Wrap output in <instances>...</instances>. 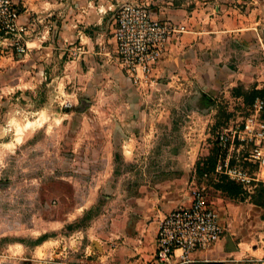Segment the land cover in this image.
<instances>
[{"label": "rangeland", "instance_id": "rangeland-1", "mask_svg": "<svg viewBox=\"0 0 264 264\" xmlns=\"http://www.w3.org/2000/svg\"><path fill=\"white\" fill-rule=\"evenodd\" d=\"M130 1L145 2L157 13L182 8L190 16L182 21L187 31L200 19L205 29L200 60L216 54L222 83L168 74L136 84L109 49L113 32L104 34L100 51L73 53V41L54 52L53 62L40 66L28 56L0 67V264H37L23 256H31L38 239L56 233L50 226L65 235L81 234L82 240L80 230L94 221L101 230L128 219L147 222L148 192L154 190L178 192L177 204L188 203L195 187L204 186L209 199L217 193L210 176L198 174L196 161L216 148L219 126L240 121L258 93L252 67L246 80L225 81L242 52L231 50L235 46L224 35L222 48L209 46L215 31L211 37L206 30L208 16L218 7L264 18V0ZM259 53L264 69V52ZM191 58L198 59L194 52ZM261 187L262 180L252 194ZM257 227L251 222L244 241L235 238L232 263L256 264L251 258L264 249ZM106 235L111 243L112 233Z\"/></svg>", "mask_w": 264, "mask_h": 264}, {"label": "crops", "instance_id": "crops-1", "mask_svg": "<svg viewBox=\"0 0 264 264\" xmlns=\"http://www.w3.org/2000/svg\"><path fill=\"white\" fill-rule=\"evenodd\" d=\"M16 1L20 7L19 22L27 27L28 51L19 54L11 51L8 47L6 48L9 50H5V47L0 44L3 47L0 51L9 54L6 55L7 57L0 55V67L18 64L28 56H33V63L37 64L38 62L40 66L44 62H53L54 52L66 50L73 41L81 42L84 50L100 51L104 48V34L114 30L116 7L125 2L122 0ZM151 11L156 17H170L169 19L178 22L190 17L182 8L165 7L160 9L159 13L152 9ZM198 16L202 17L201 14ZM191 18L196 19L195 13ZM208 19L210 29L206 30L211 33V37L215 31L214 39L210 38L212 43L209 44L214 48V51L222 48L223 40L221 38L224 35L227 40H230V44L235 46L231 50L242 52L239 63H237L239 69L230 68L232 67L230 64H224L232 72L230 78L225 81L246 80L245 77L250 74L249 68L252 67L253 74L256 76L255 87H261L264 84V69H262V56L259 52H264V18L250 16L246 12L220 10L217 7L214 12L209 14ZM193 25L189 31L181 33L177 39L168 44L165 54L153 70V78L162 76V80L163 75L165 77L169 74L183 79L193 77L192 82L200 81L201 77H205L208 83L213 86L222 83L223 70L220 69L219 58L216 54L204 63L200 60L199 52L203 47L202 33L205 29L200 23V19ZM113 36L108 37V41L112 43L109 49L116 51V42ZM226 47L229 49L227 45H225ZM191 52H194L198 59L193 61ZM233 53L235 56V52ZM225 73L227 74V72ZM259 178V181H264V168L260 172ZM215 190L217 193L213 199H209V197L208 199L216 210L219 220L229 232L225 231V234H222L210 249L197 250L191 255L196 260L195 264H236L232 263L235 258L230 257L231 254L236 255L235 238L239 237L240 242L244 241L242 235L246 232L249 223L255 222V225L258 226L256 228L258 234L264 239V206L252 200L251 196L255 188L251 193H245L243 198L229 197L219 189ZM180 201H182V197L178 192H168L165 189L148 192L147 222H144L143 219H128L115 227L116 229L101 230L96 228L97 221H94V224L80 230L83 233L84 241L81 240V234L77 235L74 232L65 235L60 232L59 226H50L49 229H53L56 233L35 242L31 256H23V258L31 259L37 264H47L43 262V258L46 257H53L55 261H86L90 264H161L157 263L154 257L158 218ZM106 233H112L114 240L111 243H108L109 236ZM255 250L260 251L259 248ZM262 253H264V249Z\"/></svg>", "mask_w": 264, "mask_h": 264}, {"label": "built area", "instance_id": "built-area-1", "mask_svg": "<svg viewBox=\"0 0 264 264\" xmlns=\"http://www.w3.org/2000/svg\"><path fill=\"white\" fill-rule=\"evenodd\" d=\"M19 16L16 0H0V44L24 54L28 51L27 27L19 22ZM186 31L183 22L154 16L145 2L118 4L113 34L120 66L132 82L152 83L153 70L168 44ZM72 49L77 54L84 51L81 42ZM215 139L217 151L212 175H225L240 184L245 193H251L264 168V98L256 95L247 114L240 121L219 126ZM207 174L204 172V176ZM224 229L204 186L195 187L188 203L177 204L159 216L155 260L161 264H195L191 254L210 249ZM251 259L264 264V253ZM43 262L90 264L55 261L53 257L43 258Z\"/></svg>", "mask_w": 264, "mask_h": 264}, {"label": "trees", "instance_id": "trees-1", "mask_svg": "<svg viewBox=\"0 0 264 264\" xmlns=\"http://www.w3.org/2000/svg\"><path fill=\"white\" fill-rule=\"evenodd\" d=\"M255 92L258 94H255L251 97V100L256 95H259L264 98V87L262 88H256ZM216 151L217 149L215 148L212 152H210L208 155H206L202 160H197L196 161V170L200 176H204V172H207V176H210V181L212 186L215 189H219L221 192L226 194L229 197H244V190L241 187L240 184L237 182L227 178L225 175H218L215 176L217 179H214V176L211 177L212 173L211 171L213 170L214 167V162H215V157H216ZM204 176V177H207ZM253 196V201L259 205L264 206V188L261 187L256 194H252ZM44 234L43 236H45ZM39 240V239H38Z\"/></svg>", "mask_w": 264, "mask_h": 264}, {"label": "bare ground", "instance_id": "bare-ground-1", "mask_svg": "<svg viewBox=\"0 0 264 264\" xmlns=\"http://www.w3.org/2000/svg\"><path fill=\"white\" fill-rule=\"evenodd\" d=\"M34 122H35V121H28L27 124H28V125H29V124H33V125H34ZM37 122H39V120H38ZM38 125H39V124H38Z\"/></svg>", "mask_w": 264, "mask_h": 264}, {"label": "water", "instance_id": "water-1", "mask_svg": "<svg viewBox=\"0 0 264 264\" xmlns=\"http://www.w3.org/2000/svg\"><path fill=\"white\" fill-rule=\"evenodd\" d=\"M205 95H206L207 97H210V96H209L208 94H206V93H205Z\"/></svg>", "mask_w": 264, "mask_h": 264}]
</instances>
